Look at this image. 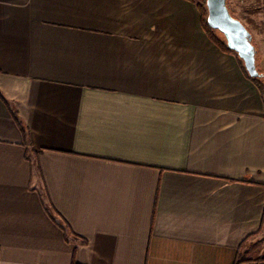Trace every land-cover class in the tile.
Here are the masks:
<instances>
[{
  "label": "crops",
  "instance_id": "0c3cea01",
  "mask_svg": "<svg viewBox=\"0 0 264 264\" xmlns=\"http://www.w3.org/2000/svg\"><path fill=\"white\" fill-rule=\"evenodd\" d=\"M263 228L264 98L196 4L0 0V264H264Z\"/></svg>",
  "mask_w": 264,
  "mask_h": 264
},
{
  "label": "water",
  "instance_id": "95a60500",
  "mask_svg": "<svg viewBox=\"0 0 264 264\" xmlns=\"http://www.w3.org/2000/svg\"><path fill=\"white\" fill-rule=\"evenodd\" d=\"M206 5L208 25L225 36L228 47L237 53L251 77H263L257 66L253 35L241 20L233 16L227 0H206Z\"/></svg>",
  "mask_w": 264,
  "mask_h": 264
},
{
  "label": "rangeland",
  "instance_id": "374dc122",
  "mask_svg": "<svg viewBox=\"0 0 264 264\" xmlns=\"http://www.w3.org/2000/svg\"><path fill=\"white\" fill-rule=\"evenodd\" d=\"M199 8L206 7V0H189ZM227 5L234 17L241 20L253 35V43L257 48V66L259 71L264 72V53L257 45L258 37L263 33V1L262 0H227ZM208 13L205 16L207 19ZM215 31V30H214ZM221 39L222 34L219 31L214 32ZM209 36V35H208ZM210 38V37H209ZM211 39V38H210ZM220 47V46H219ZM260 71V72H261ZM261 93L264 98V80H261ZM243 258H256L264 256V228L253 239L246 241L241 249Z\"/></svg>",
  "mask_w": 264,
  "mask_h": 264
},
{
  "label": "trees",
  "instance_id": "16d2710c",
  "mask_svg": "<svg viewBox=\"0 0 264 264\" xmlns=\"http://www.w3.org/2000/svg\"><path fill=\"white\" fill-rule=\"evenodd\" d=\"M207 7V5H206ZM199 9L201 11V14L203 16V25H204V28H205V31L207 32V34L209 35V37L211 38V40H213L218 46H220V48L225 51V52H229V53H234L237 55L236 52H234L233 50H231L228 45H227V42H226V39H225V36L222 34L223 38L221 39L220 37H218L214 32H216L217 30L214 31V29H212L209 25H208V22H207V19L205 18V16L207 15L208 13V8L205 9V7H200L199 6ZM218 32V31H217ZM220 33V32H219ZM238 57V55H237ZM239 59V62H240V65L241 67L243 68V70L245 71V73L247 74V76L249 78H251L253 80V82L260 88L261 91L262 90V85H261V80H264V76L263 77H256V78H253L249 75L248 71L246 70L245 66H244V63L243 61L238 57ZM261 71V70H260ZM261 73L264 74V72L261 71ZM53 210V211H52ZM51 215H53L54 217L57 216V213L55 212L54 209L51 208ZM56 215V216H55ZM59 224L65 228V230L68 232H71L70 231V226L68 225V223L63 219V218H60L59 220ZM261 259H264V256L261 257ZM241 261L240 257H237V264Z\"/></svg>",
  "mask_w": 264,
  "mask_h": 264
}]
</instances>
